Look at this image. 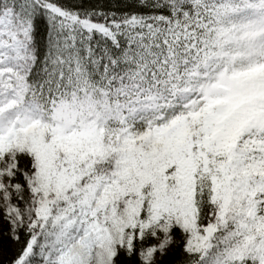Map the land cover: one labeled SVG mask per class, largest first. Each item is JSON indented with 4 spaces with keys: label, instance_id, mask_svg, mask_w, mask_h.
Wrapping results in <instances>:
<instances>
[{
    "label": "snow or ice",
    "instance_id": "obj_1",
    "mask_svg": "<svg viewBox=\"0 0 264 264\" xmlns=\"http://www.w3.org/2000/svg\"><path fill=\"white\" fill-rule=\"evenodd\" d=\"M0 264H264V0H0Z\"/></svg>",
    "mask_w": 264,
    "mask_h": 264
}]
</instances>
